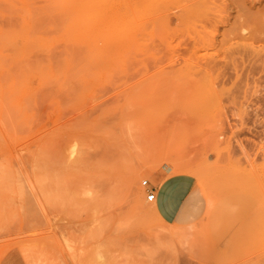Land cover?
<instances>
[{"label": "rangeland", "instance_id": "rangeland-1", "mask_svg": "<svg viewBox=\"0 0 264 264\" xmlns=\"http://www.w3.org/2000/svg\"><path fill=\"white\" fill-rule=\"evenodd\" d=\"M173 175L194 181L182 225L147 200ZM11 253L264 264V0H0Z\"/></svg>", "mask_w": 264, "mask_h": 264}, {"label": "crops", "instance_id": "crops-1", "mask_svg": "<svg viewBox=\"0 0 264 264\" xmlns=\"http://www.w3.org/2000/svg\"><path fill=\"white\" fill-rule=\"evenodd\" d=\"M155 189L157 208L163 218L169 223L184 224L189 218L193 201V179L188 176L173 175L164 178ZM216 234L220 237V247H225L223 230L217 229ZM13 256L17 255L9 254L1 264H11L10 258Z\"/></svg>", "mask_w": 264, "mask_h": 264}, {"label": "built area", "instance_id": "built-area-1", "mask_svg": "<svg viewBox=\"0 0 264 264\" xmlns=\"http://www.w3.org/2000/svg\"><path fill=\"white\" fill-rule=\"evenodd\" d=\"M143 186L149 187V182L147 180L143 181ZM147 200L149 202H153L156 200V192L155 188H151L147 195Z\"/></svg>", "mask_w": 264, "mask_h": 264}, {"label": "bare ground", "instance_id": "bare-ground-1", "mask_svg": "<svg viewBox=\"0 0 264 264\" xmlns=\"http://www.w3.org/2000/svg\"><path fill=\"white\" fill-rule=\"evenodd\" d=\"M99 257H101V255H99Z\"/></svg>", "mask_w": 264, "mask_h": 264}]
</instances>
